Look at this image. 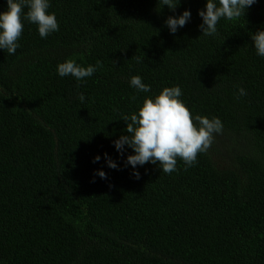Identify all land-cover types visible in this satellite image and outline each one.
I'll return each mask as SVG.
<instances>
[{
  "label": "trees",
  "instance_id": "trees-1",
  "mask_svg": "<svg viewBox=\"0 0 264 264\" xmlns=\"http://www.w3.org/2000/svg\"><path fill=\"white\" fill-rule=\"evenodd\" d=\"M205 4L51 0L58 32L42 39L25 22L17 53L0 50V264H264V58L250 36L264 29V0L215 36L199 29ZM186 9L191 21L171 34L166 19ZM67 59L100 67L60 77ZM134 75L151 91L137 94ZM175 85L223 132L194 166L148 163L137 179L124 165L134 151L113 145L122 114Z\"/></svg>",
  "mask_w": 264,
  "mask_h": 264
},
{
  "label": "clouds",
  "instance_id": "clouds-1",
  "mask_svg": "<svg viewBox=\"0 0 264 264\" xmlns=\"http://www.w3.org/2000/svg\"><path fill=\"white\" fill-rule=\"evenodd\" d=\"M259 0H206L204 8L198 11L202 18L199 29L203 36H215L217 25L221 19L232 20L245 15L246 11ZM7 8L0 12V50L15 55L21 47L25 22L35 24L39 36H48L60 30L55 12H50L51 0H6ZM180 0H159V4L175 10ZM26 9V11H25ZM192 19V12L186 9L180 15L169 16L165 24L171 34L177 33ZM256 55L264 58V29L250 34ZM138 59V58H137ZM139 62V59H138ZM100 67L95 65L81 66L76 61L67 59L57 65L60 77L72 76L77 81L92 77ZM136 93H148L151 85L143 82V78L134 75L129 80ZM247 95L243 87L238 88L237 98ZM182 89L179 85L165 87L154 97H145L138 112L131 115L122 114L121 119L127 122L126 135L113 141L116 151L123 156L125 146L134 151L124 161L125 167L131 166L133 175L139 179L138 167L151 163L159 166L163 173L171 174L177 170V158L187 167L194 166L199 153H204L211 146L214 136L223 132V122L219 117L193 115L186 103L181 99ZM135 99V96L133 97ZM83 102L85 96L79 95ZM94 157L93 162L101 160ZM108 167L118 169L120 165L108 153H104ZM96 175L107 179V173L97 170Z\"/></svg>",
  "mask_w": 264,
  "mask_h": 264
},
{
  "label": "rangeland",
  "instance_id": "rangeland-1",
  "mask_svg": "<svg viewBox=\"0 0 264 264\" xmlns=\"http://www.w3.org/2000/svg\"><path fill=\"white\" fill-rule=\"evenodd\" d=\"M220 157H222V156L220 155Z\"/></svg>",
  "mask_w": 264,
  "mask_h": 264
}]
</instances>
